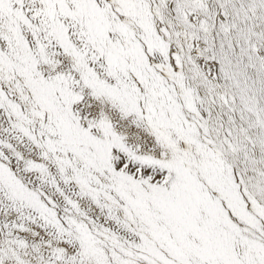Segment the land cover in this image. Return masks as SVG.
I'll return each mask as SVG.
<instances>
[{
	"label": "snow or ice",
	"instance_id": "6c2138e0",
	"mask_svg": "<svg viewBox=\"0 0 264 264\" xmlns=\"http://www.w3.org/2000/svg\"><path fill=\"white\" fill-rule=\"evenodd\" d=\"M0 264H264V0H0Z\"/></svg>",
	"mask_w": 264,
	"mask_h": 264
}]
</instances>
